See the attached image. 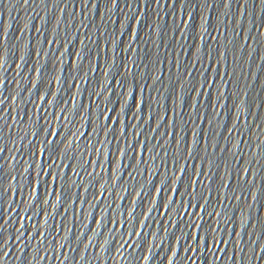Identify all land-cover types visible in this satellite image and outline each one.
I'll return each mask as SVG.
<instances>
[{"label":"water","instance_id":"obj_1","mask_svg":"<svg viewBox=\"0 0 264 264\" xmlns=\"http://www.w3.org/2000/svg\"><path fill=\"white\" fill-rule=\"evenodd\" d=\"M81 2L62 0L54 8L57 0H31L27 5L23 0H0V60L6 61L0 68V80L6 81L0 84V99L15 97L0 105V148H7L0 153V190H13L0 200V209H13L10 217L4 216L12 223L0 239V264H61L65 257L67 264H146L135 258L148 255L152 244L156 245L151 249L155 258L150 264H169V259L174 264H189V259L192 264H233L234 253L235 264H241L242 249L244 264H261L249 259L248 251L255 248L259 253L264 247V7L260 0H247L251 15H241L240 5L245 0H231V7H226L229 0H208V6L199 9L185 8V0L176 4L160 0L159 6L151 0H119L118 8L108 5L110 12L105 11V0H92L83 15ZM146 3L150 6L145 7ZM65 7L66 12H61ZM137 7L139 10H134ZM253 22L260 26L259 31ZM132 31L138 35L135 41L131 39ZM45 40L57 43L50 45ZM128 48L132 51H126ZM38 50H42L39 56ZM77 52L84 57L82 60ZM109 66L111 73L105 76ZM125 71L126 77L119 74ZM156 76L161 81L154 83ZM106 81L107 89L95 95ZM115 81H123L124 87ZM201 85L203 94L198 95ZM129 87L135 92L136 102L143 101L142 110L128 96ZM218 90L224 93L219 102ZM41 95L45 101L39 99ZM125 99L127 106L121 112ZM62 109L66 111L62 113ZM102 112L113 120L119 117L120 124L105 120ZM134 115L136 120L132 119ZM105 125L107 136L100 131ZM121 125L127 128L126 137L120 136ZM44 129L59 135H49ZM81 132L86 135L81 137ZM165 132L169 135H163ZM173 132L177 140L184 137L178 146L171 142ZM134 133L138 135L134 137ZM193 133L198 134L197 143ZM114 135L118 139L114 140ZM98 140L109 143L100 144ZM51 141L55 144L46 143ZM145 141L149 149L159 143L165 152L160 147L153 152L142 151L140 145ZM93 146L113 153L114 180L119 156L116 149H128L121 158L125 170L117 181L115 195L107 180L108 158L98 157L91 151ZM47 149L56 152L37 154ZM157 153L158 158L149 161L147 173L137 175L135 165L126 167L134 164V154L136 159L142 154L148 160ZM97 159L101 166L87 163ZM185 165V181H200L191 203L200 204L203 211L188 207L189 190L179 181V194L167 188L160 195L155 191L163 187L161 180L166 176L174 180L181 175L179 169ZM50 166L53 175L59 173L55 181L47 174ZM139 167L143 172V165ZM194 168L203 175L196 177ZM245 168L251 169L247 176ZM124 187L127 192H122ZM249 191L256 193L255 201ZM201 194L205 199L199 198ZM169 197L175 203L165 216L161 204ZM9 199L11 203H5ZM44 200L56 207L43 204ZM109 207L111 212L107 211ZM17 209L20 216L30 217L25 229L28 235L20 242L14 240L20 226L15 222ZM132 210L137 217L132 224L145 233L142 238L128 236L130 225L112 231L114 226L107 223L110 216L123 222ZM101 220L103 227L97 223ZM139 221H145L146 226L141 228ZM160 221L167 232L161 229ZM61 222L64 231H59ZM190 224L203 227H188ZM149 232L156 233V238L147 235ZM194 236L200 238V251H184L195 248ZM88 238L92 239L91 245ZM3 239L9 241L12 251L6 258L3 251L9 248L3 247ZM125 240L137 246L118 253ZM256 241L258 246L253 243ZM140 243L144 244L143 251ZM170 247L178 252L177 256H172ZM45 255L47 259H43Z\"/></svg>","mask_w":264,"mask_h":264},{"label":"snow or ice","instance_id":"obj_2","mask_svg":"<svg viewBox=\"0 0 264 264\" xmlns=\"http://www.w3.org/2000/svg\"><path fill=\"white\" fill-rule=\"evenodd\" d=\"M61 2H62V0H57V4L54 5V8L55 7H59V3H61ZM91 2H92V0H82L81 5H80V7H81V15H83L84 9H86L88 7V5L91 4ZM151 2L152 3H155L157 6H159V4H160V0H151ZM172 2H173V4H176V3L179 2V0H172ZM23 3L27 5V4L31 3V0H23ZM109 4L113 8H118L119 7V0H105V11L106 12H110L111 11V8L108 7ZM260 4H261L262 7H264V0H260ZM149 6H150L149 3H146L145 4V7H149ZM207 6H208V0H196L195 3L193 2V0H185V2H184V7L185 8H197V9H199V8H203V7H207ZM45 7H47V5H45ZM126 7L131 8L132 5L131 4H126ZM165 7H167V4H165ZM226 7H231V0H229V3H228V5H226ZM254 7H255V5H253V8ZM95 8L97 9V12H99V4H96L95 5ZM240 8L242 9L241 15H251L252 14V9L249 8V4L247 3V0H245V3H243L242 5H240ZM66 10H67L66 7L60 9L61 12H66ZM134 10L138 11L139 9L137 7ZM73 15H74V13H73ZM188 16H189V18H191V12L190 11L188 12ZM253 24H254V22H253ZM254 26H256L257 27V30L259 31V27L260 26L255 25V24H254ZM24 28L27 29L28 28V25L25 24L24 25ZM37 31H39V30L37 29ZM206 31L207 30L205 29V32ZM261 35H264V33H261ZM88 38L90 39V37H88ZM200 38L203 39V34H201V37ZM131 39H132V41H135V40L138 39V35H137V33L135 31H132V33H131ZM45 43L51 45V44L57 43V41L56 40H45ZM81 43H83V41H81ZM112 43H115V41H112ZM130 43H131V41H130ZM193 47H195V45ZM196 50H197V52L199 51V49H196ZM56 51H59V48H57ZM126 51H129L130 52V51H132V49L131 48H128V49H126ZM41 52H42V50L36 51V55L37 56L41 55ZM76 55L81 60L84 58L82 56V54L79 53V52H77ZM208 55H210V53ZM60 56L63 57V53H60ZM20 59L23 60L24 57L23 56H20ZM5 63H6V61L0 60V68H2ZM177 64H178V62H177ZM17 67L19 68L20 66L17 65ZM121 67L125 68L126 70L128 69V65H126V64H122ZM132 67H133V69L136 67L135 62H133ZM5 70H7V69H5ZM34 70L39 74V71H40L39 68H36ZM89 70L91 71V68ZM110 73H111V66H109V68L105 71V76L110 75ZM119 74L126 77L127 76V71H125L124 73H119ZM132 75H133V80L135 81L136 80V73L133 71L132 72ZM189 75H191V74L189 73ZM113 80H115V77H113ZM160 81H161L160 76H156L154 78V83L155 82H160ZM57 82H59V78L58 77H57ZM115 82L117 84H119L122 88L124 87L123 81H115ZM3 83H6V81L5 80H0V84H3ZM205 83H207V81H205ZM212 84L214 85L215 84V81H212ZM107 85H108V81L105 82V87H102L101 88V92L94 93V94L97 95V96L101 95L102 92L107 89ZM33 87H36V84L35 83L33 84ZM138 87H140V85H138ZM143 87H147V85H143ZM202 88H203V85H201V91L198 92V95L203 94L202 93ZM192 90L193 91H197L196 88H193ZM121 95L123 96V93H121ZM128 96L131 97V99L133 101V104L137 108H140L142 110L141 105L143 104V101H140L139 103L136 102L135 92H134V90L131 87L128 88ZM223 98H224V93L222 91L218 90V92H217V101L219 102ZM8 99H12L14 101L15 100V97H6L5 99H0V105H3L6 102V100H8ZM39 99L41 101H45V96L41 95L39 97ZM49 103H53V102H49ZM125 106H127V99H125L124 105L121 106V112L124 111ZM236 107L239 108L240 106L239 105H236ZM0 110H2V109H0ZM129 110H131V109H129ZM241 110H243V109H241ZM63 111H66V110L65 109H62V113H63ZM110 111H114V109H112ZM10 113H11V109H9V118H11ZM100 115L105 120L111 121L113 125L120 124V118L119 117H116L115 120H113V118L111 116H105V114L103 112L100 113ZM132 119L133 120H136L137 119V116L134 115L132 117ZM150 119H151V117H150ZM161 119H164V117H161ZM88 122H89V124H91L90 117L88 118ZM5 126L7 127V125H5ZM130 126L133 127V128L138 127V125H130ZM175 127H176L175 122H173V128H175ZM106 129H107V125H105L104 127H102L100 129L101 132H104L105 133V136H107ZM44 130L47 131L49 135H52V136L59 135V133L51 132L50 129H44ZM156 130L157 129H153V131H156ZM113 131H114V129H113ZM228 131L231 132L232 129H228ZM73 135L75 136L76 134L73 133ZM79 135L82 137V136L86 135V133L81 132ZM126 135H127V128L124 125H121V128H120V136L126 137ZM135 135H138V133H134V137H135ZM163 135H169V134L167 132H165ZM171 135H172V141L171 142L173 144L177 145V146L180 144L181 140L184 139V137L181 136L180 140H177L176 137H175V132H173ZM196 135H198V134L197 133H193L194 143H197L198 142V141L195 140V136ZM113 139L114 140L115 139H118V137L114 135L113 136ZM153 139H156V137H153ZM46 143L55 144V141L46 142ZM97 143L105 144V143H109V141H107V140H105V141H99L98 140ZM165 143H167V141ZM156 147H160L161 152H165V149L159 143L156 144V145H154L153 146V149H149L148 148L147 141H145L144 143H142L140 145L141 150L142 151H147V152H153ZM5 151H7V148H0V153L5 152ZM44 151H51L52 154L54 155L55 152H56V149L42 150L41 152H39L37 154L38 155H43V152ZM91 151L94 152L98 157L100 155H104L105 157L108 158L109 169H108V177H107V180L109 181V183L112 186L113 195H115V188L117 187V181L119 179H122L121 173L125 170V166H123L121 164V158H123V157H125L127 155L128 149H120L119 147H117V149H116V153H118L119 156H118L117 160L115 161V164H116V168H115V176H116V179L115 180L113 179V174H114L113 173V169H112L113 160L111 159L113 153H111V152H105L103 150V148H95L94 146L92 147ZM184 151H187L189 156L192 155L191 151L188 150L187 148H185ZM158 156H159V153H157L156 155H150L149 158H148V160H145L143 158V155L142 154L140 155V158L139 159H136V156L134 154L133 157H132V161L134 162V164L133 163H129L126 167L127 168H132L135 165L136 166V169H137V175H142V174L148 172V169H149V161L154 162L158 158ZM13 159H15V157H13ZM49 159H51V156H49ZM87 163L89 165L101 166L99 159H97L96 161L89 160V161H87ZM141 165H143V172L140 171V167L139 166H141ZM82 167H83V165H82ZM28 170H29L28 168H25V171L26 172ZM179 171H180L181 175L177 176L174 180L171 177H168V176H166L164 180H161V185H163V187H156L155 188V191H156L157 195H160L165 190V188H167V190L169 192L173 193V194H179V188L177 187V181H179L182 186H185L189 190L188 207L199 208L201 211H203L204 210V207L203 206H201L200 204H192L191 203V201L196 198L194 194H195L196 190L199 187V184H200L199 179L193 180V179L189 178V179H187L185 181V174L187 172V166L186 165L185 166H182L179 169ZM250 172H251V169H248V168L243 169V173H244L245 176H247ZM47 174L50 175V176H52L53 181H55L58 178V176H59V173H57L56 175H53V173L51 171V166L49 167V170H48V173ZM193 174L196 177H199L200 175H203L202 171H198L195 168L193 169ZM89 175L92 176V175H94V173H89ZM128 175H129V178L130 179H134V177L132 176L131 173H128ZM156 175L158 176L159 175V172H157ZM12 179H16V177H12ZM149 183H152V181L150 179H149ZM101 187L104 188L105 186L104 185H101ZM12 191L13 190L10 189V188L0 190V200L3 199L4 193H10ZM127 191H128V189L126 187L122 188V192H127ZM140 195H141V193L138 192L137 193V196H140ZM248 195L250 196V198L253 201H255L257 199L256 193H253V192L249 191ZM120 198L121 199H125V197L123 195H121ZM199 198L201 200L205 199V197H204L203 194H201ZM233 198L234 199H238V197H233ZM31 199H35V197H31ZM5 203H11V199H9L8 201H5ZM152 203H153V206H154L155 201H153ZM174 203H175V200L172 197H169L168 198V202L167 203H162L161 204V208L163 209V213L162 214L165 215V216H168L169 213L172 211L170 205L171 204H174ZM43 204L49 205L52 208H55L56 207L55 205H51L50 201H48V200H44L43 201ZM183 206H184V202L182 200L181 201V207H183ZM111 210H112L111 207H109L107 209V211H109V212H111ZM15 211H16V221L15 222L16 223H19L20 226H19V228L16 229L17 235H15L14 240L16 242H20L21 239L24 236L28 235V233L25 231V229H26V221L28 219H30V217L20 216L18 209L15 210ZM26 211H27V209H26ZM43 211H44V209L41 208V212H43ZM65 211H67V209H65ZM149 211H151V209H149ZM12 212H13V209H11L10 207L9 208H4V209H0V239L3 238L4 233L7 231L8 227L12 223L11 220H5L4 219V216L5 215H8L10 217L12 215ZM184 214L187 215V212L185 211ZM34 215H35V213H34ZM141 215H144V214L141 213ZM177 215H179V212L178 211H177ZM193 215H195V213H193ZM216 215L219 216L220 213H216ZM128 217H129L128 219H126V220H124L122 222L119 218H117V217H111L110 216L109 219H108V221H107V223L114 226L111 229L112 231H115L117 227L123 228L126 224L127 225H130L128 227V236L129 237H131V236H137V237H141L142 238L145 235V233H143L142 231H137L135 225L132 224V221L137 219L136 214H135V211L132 210V211L128 212ZM147 219H148V217L145 216V221ZM21 221H25V223H21ZM145 221H139V225H140L141 228H143V227L146 226L145 225ZM168 222H169V224H171V219H169ZM45 223H47V221H45ZM97 223L101 227L104 226L103 220L98 221ZM153 223H156V221H154ZM159 223H160L161 229L164 232H167L168 231V228L164 227L163 221H160ZM226 223H227V221H226ZM248 223H250V221H248ZM37 227H38V225H37ZM188 227L202 228L203 226L201 224H190V225H188ZM64 229H65V225L63 224V222H61L59 231H64ZM52 230L53 231H57L56 228H53ZM68 231H71V229H69ZM211 231H212V228L210 227L209 228V232H211ZM100 234H102V233H100ZM37 235L43 237L45 235V233L37 232ZM82 235H84V233H82ZM93 235L95 236V235H97V233H93ZM147 235L152 236L153 239L156 238V233H154V232H149V233H147ZM233 235H235V236L238 237L239 236V233H235L234 232ZM32 238L35 239V237H32ZM191 238L192 239H195L197 241V245L195 246V248H193V247L185 248L184 251L198 253L200 251V238H199V236H194V237H191ZM65 239H67V236H65ZM77 239H79V237H77ZM88 239H89V245H91L92 239L91 238H88ZM177 239H179V238H177ZM108 243H109V241L106 240L105 241V244H108ZM220 243L223 244L224 241L221 240ZM253 243H256L257 246H258V241L253 242ZM203 244H204V247L206 248L207 247V240H204L203 241ZM213 244L215 245V240L213 241ZM27 246H28L27 244L24 245L25 248H27ZM136 246L137 245L135 243H129L127 240H125L119 246V248L117 249V252L118 253L121 252V250L124 249V248L134 249ZM3 247L4 248H9V241L7 239H3ZM139 247H140L141 251H143L144 244L143 243H140ZM153 247H156V245L155 244H152V245L149 246V254L148 255L136 257L135 259H137V260H143V261L146 262V264H150V262L155 258L154 255L151 252V249ZM0 250H2V249H0ZM39 251H40V249H39V247H37V253H39ZM169 251L172 252V256L173 257H175V256L178 255V252H176L175 250H173L171 247L169 248ZM217 251H219V248H217ZM248 251L251 252V256L249 257V259L256 260V261L261 262V264H264V247H261L260 248L259 253L256 252L255 248L248 249ZM243 252H244V249L241 250V253H242V255H241V264H244ZM11 255H12L11 248H9L8 251H3V256L5 258L6 257H9ZM61 255L63 256V252H61ZM129 255H131V253H129ZM47 258L48 257L46 255L43 257V259H47ZM35 259L37 261H39L41 259V257L39 255H37L35 257ZM61 264H67V257L64 258V260L61 262ZM169 264H174V261L171 260V259H169ZM189 264H192L191 259H189ZM233 264H235V253L233 254Z\"/></svg>","mask_w":264,"mask_h":264}]
</instances>
